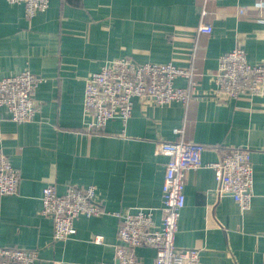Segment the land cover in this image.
<instances>
[{
  "label": "crops",
  "instance_id": "1",
  "mask_svg": "<svg viewBox=\"0 0 264 264\" xmlns=\"http://www.w3.org/2000/svg\"><path fill=\"white\" fill-rule=\"evenodd\" d=\"M201 20L211 24L209 35L197 33ZM234 47L251 64L264 61V0H49L30 20L22 5L0 0V79L24 70L45 79L33 122H12L0 109V153L20 173L17 192L0 196V246L37 251L35 264L114 262L113 213L150 208L159 226L167 158L156 143L175 140L182 128L184 141L208 147L203 164L216 162L222 148L250 151L253 197L242 212L216 195L210 167L189 170L175 245L197 249L201 264H264V95L218 101L212 80L219 56ZM192 54L199 87L187 105L134 99L125 125L115 119L98 134L84 130L92 121L82 110L85 79L106 61L188 68ZM49 184L60 194L95 186L101 215L79 217L73 237L53 240L52 220L40 214ZM135 255L149 264L155 251L139 247Z\"/></svg>",
  "mask_w": 264,
  "mask_h": 264
},
{
  "label": "built area",
  "instance_id": "2",
  "mask_svg": "<svg viewBox=\"0 0 264 264\" xmlns=\"http://www.w3.org/2000/svg\"><path fill=\"white\" fill-rule=\"evenodd\" d=\"M220 1V0H205ZM10 5H22L24 17L32 19L46 11L49 0H6ZM202 9L201 17L206 15ZM198 34H210L212 26L201 20ZM195 49V48H194ZM179 68L173 63H139L129 57L106 61L97 72L90 74L84 83L82 110L92 121L84 123L88 133L102 132L111 120L123 125L131 117L133 100H145L159 107L170 103L187 105L199 87L198 74L192 65ZM182 79L185 87L175 86ZM218 101H236L243 97L264 95V61L251 64L241 47L223 53L218 58L212 77ZM44 78L24 70L17 75L0 79V109L15 123H31L37 113L35 93ZM176 139L158 141L155 152L167 161L161 187L160 224L153 221L152 209L138 208L113 213L118 219L114 262L105 264H146L136 257V249H154L155 257L149 264H201L199 251L175 245L178 221L185 205V175L189 170L210 167L214 172L217 196H230L242 212L250 208L253 197V169L250 151L243 147L222 148L216 162L203 164L202 153L208 148L198 142L182 139L183 129L173 130ZM20 180L18 169L0 153V196L17 192ZM40 214L52 220L53 240L65 241L76 233L74 222L79 217L101 215L96 187L70 186L62 194L55 185L43 187L40 196ZM38 253L19 247L0 246V264H35Z\"/></svg>",
  "mask_w": 264,
  "mask_h": 264
}]
</instances>
